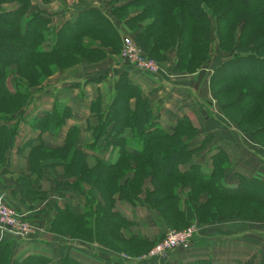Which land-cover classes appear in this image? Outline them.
<instances>
[{"label":"trees","instance_id":"1","mask_svg":"<svg viewBox=\"0 0 264 264\" xmlns=\"http://www.w3.org/2000/svg\"><path fill=\"white\" fill-rule=\"evenodd\" d=\"M18 1L22 2L19 9L11 12L0 10V165L5 161L6 152L13 147L18 130L17 123H15V127L11 125V122L17 117L11 119L10 114L21 115L30 95V87L39 85L58 69L70 67L82 59L92 62L90 60L93 56H97L100 60L106 56L107 52L117 53L120 47L118 27L112 19L108 18L109 13L97 7H86L78 12L73 22L66 21L61 25L56 31L52 47L50 50H45L43 46L48 40L50 20L40 11L26 15L29 8L28 0ZM3 2L5 1L0 0V7ZM140 3L144 6L143 11L138 15H132V17L126 14L124 20L126 23H130L144 16L147 18L155 16L154 20L148 24L147 29L136 35L137 44L149 56H154L156 53L158 56L161 52L163 53L164 50H161L160 45L168 46L167 49L173 48L172 43L176 45L177 53L183 55L182 52L188 39H190L193 49H202L205 53L208 52L207 44L211 25L199 9L202 4L201 0H131L118 7L111 5V11L113 15L116 12L126 11L127 13L130 7ZM225 5L223 7L228 10L226 14L218 9L215 14L217 17L215 24H224L223 27L218 24V30L216 29L219 48L223 51V44L227 39L234 42L237 23L233 19L238 13L243 14L242 19L245 24L243 31L252 29L254 34L255 28L264 22V0H227ZM224 27L226 28L221 31ZM254 36L252 42H244L245 37L243 40L234 42L235 44H232L233 58L223 64L224 67L217 68L211 77L209 82L211 89L217 79L218 82L230 81L232 84L230 89L234 92V87L239 91L234 100L222 105L223 109L229 107L233 111L242 112L253 107L256 103L258 107L264 103V100H261L264 97V74L261 72L251 74L256 71V68L264 69V30L260 33L256 32ZM96 41H99V44L88 45L89 42L96 43ZM104 49H106L105 52ZM154 59H160V57ZM241 61L243 66L247 65L251 71L234 75L233 71L238 69L234 65L242 63ZM190 62L191 59L188 63ZM228 64L232 66L231 74L225 67ZM12 66L15 67V71L11 76ZM189 67L187 66V69ZM8 83L11 84L12 89L9 88ZM131 100L134 101L133 106H131ZM97 102H100V98H97ZM90 107L93 116L98 120L97 125L91 128L94 136L91 147L96 150L104 148L102 145L98 146L101 139L106 141L105 148L119 146L117 161L111 164L106 160L98 159L93 170L85 169L86 166L81 167L82 163L79 159H82L80 156H83L84 153L74 148L76 128L73 126L68 129L62 147L54 150L43 145L32 147V167L34 169L42 159V166H55L62 163L61 159L51 158V156L62 152L61 156L68 158L66 162L70 167H74L71 165L72 163L76 167H81L83 180L91 184L102 181L106 189L103 191L104 194L101 192V197L107 201L102 206L98 205L94 212L96 216L93 218L97 230L101 231V236L115 237L122 226L129 224L123 217L113 212L115 202L113 194L120 192V198L126 196V201L135 204L136 193L134 191L140 192L139 188L145 177H151L153 186V190L146 193L145 203L158 208L162 214L173 211L175 215L172 214V219L177 224L191 222L195 211L197 219L203 221L200 207L197 208L191 204L194 193L199 191L208 192L210 200L229 201L236 198L264 206V183L261 181L241 177L240 184L236 189L222 186L221 180L227 169V160L222 151L211 157L215 167L210 175L205 174L197 164L192 165L187 171H181L180 165L183 161L189 160L191 155L197 152L194 148L196 146L190 144L191 140L198 138L197 131L189 120L183 117L176 121L171 134L166 133L159 125L158 117L153 113L151 102L142 94L140 88L132 83L127 72L119 74L114 85V98L107 110L101 111L94 107L93 103ZM54 109L43 119L31 124L32 127L51 133L58 132L65 126L66 120L71 117V109L66 105ZM251 119L247 118L244 121L247 122ZM109 126L111 128L107 129ZM127 128L132 132L131 148L137 150V154L130 153L127 147L128 142L119 138L121 132ZM112 132H114L113 139H111ZM254 134L256 137L264 139V125ZM185 138L189 141L184 142ZM201 144L204 145L203 141ZM39 154L50 155V158H42ZM224 161L226 162L224 163ZM117 169H120L122 176H125L130 169L136 170L135 180H126L125 182V185L127 183L135 184L130 185L127 192L124 191V186L118 185L119 178L117 179L115 172ZM75 173L76 171L69 170L67 176ZM180 185L191 187H188L189 194L187 202L185 201L184 212L179 207V195H176V189ZM69 187L79 191L78 187L74 185ZM251 189H257L256 192L260 195L254 194ZM165 203L168 205L171 203V207H165ZM170 209L173 210L170 211ZM93 210L87 212L92 213ZM82 215L70 212L65 218L67 221L74 222L80 229L86 223ZM63 221L64 217L56 220L55 225L58 226V223ZM161 238L159 237L158 240ZM125 241L129 243L146 242L133 235ZM11 248L10 241L0 244V264L49 263L47 258L40 255H28L20 261L12 260ZM63 264L81 263L65 257ZM189 264L210 263L200 261Z\"/></svg>","mask_w":264,"mask_h":264},{"label":"rangeland","instance_id":"2","mask_svg":"<svg viewBox=\"0 0 264 264\" xmlns=\"http://www.w3.org/2000/svg\"><path fill=\"white\" fill-rule=\"evenodd\" d=\"M3 4H1L0 10L3 12H11L14 10H17L21 8V3L18 0H4ZM131 0H28L29 2V8L27 11L26 15H30L32 13H36V11H40L44 13V15L50 20V23L48 25L49 27V34L47 35V41L45 42L44 49L45 50H50V47L53 45L54 37L56 34V31L61 27H56L58 25V22L56 19L60 22L61 18H67L71 19L75 11L84 9L86 7H97L100 8L102 11L109 13L108 18L112 19L117 27L119 28V34H120V47L118 49L117 53H109L107 52L106 56H104L102 59H98L97 56H93V58L90 60L92 62H88L86 60H79L78 62L74 63L70 67H67L65 69H58L56 70L51 76L45 78L39 85L30 87L29 90V97L28 101L25 104V107L22 109V113L19 116H16V114H10V118H15L11 123L13 125L12 127H15V123H17V134L15 137V140L19 137V134L21 133V130L23 131V127L26 128L27 131L29 130V126L33 123L38 122L39 120L43 119L45 115L52 113L56 107V109H59L60 106L64 105L62 103L55 102L53 104L52 110L50 112H44L43 114L36 116L37 118L31 122L28 121L31 117L34 116L35 113H37V104H40L42 101L41 96H42V91L46 88H48V82L54 81L57 76L64 71L71 69L76 66H82L83 68H88L102 62V61H108L110 63L113 62H120L128 67L135 68L134 65H130L128 63V57L124 54V51L126 50L125 47L123 46V37H128L131 41V50L135 51L140 57H143L146 59L147 62H152L156 66L155 72L153 74L158 75L160 73H167V70L175 76H180V74H191L194 75V80H192V88H195V90H199L201 93L202 97V104H205V112L204 116L206 119L208 118V126L205 128H202V131H207L210 132L211 135L215 137L214 134H218L221 139L218 137H215V140L210 138L209 136L206 135H201V137H198L197 139H193L190 141V144L194 147L197 152L193 153L197 154L196 157H199V161L202 164H205V167L201 169L205 174L210 175V173L214 170V164L213 161L211 160V157L215 155L217 152L222 151L227 160V169L226 171L233 172L236 169L239 170V166H246L249 170H252L255 172L258 178H251V179H256L258 181H261L264 183L262 175H264V139L261 137H256L254 132L261 128L264 125V103H262V106L258 107L253 105V107H250L247 110H244L242 112L239 111H233L229 107H225V109L222 108V105L225 103H229L230 101L234 100V97L237 95L239 92L237 89H234V92L230 87L232 86L230 81L227 82H218L217 79L215 80L216 83L215 85L211 86L212 89L209 86V82L211 80V77L214 73V71L219 68L220 66H223L228 61H231L230 59L233 58L234 52L232 51V44H235L234 42H238L240 40H243L245 37L244 42H252L254 39V35L256 32L260 33L261 31L264 30V22H261L254 31L252 29H244V22L242 19L241 13H238L233 20L236 21V30H235V38L234 42L231 39H227L225 41L224 45V51L219 48V39L217 36V25L221 24V27L224 26L223 23H218L215 24L217 21L216 17V9H218L222 13H227L228 10L225 9L223 6H226L225 4L227 3V0H201L202 4L199 6V9L204 13L205 19H208L210 22V34L208 37V52L205 53L202 49H193V45L191 44L190 39L186 41V46L185 49L183 50L182 54L179 55L177 53L176 45L171 44L173 48L167 49V47H163L160 45L161 50H164V52L161 53L157 56V53L154 56H149L136 42V35L138 33H141L143 30L145 31L148 27V24L154 20L155 16L147 18V16H144L142 18L133 20L130 23H126L124 18L126 17L125 15L128 14L129 17L132 15H138L140 12L143 11L144 6L143 4H135L133 7H130L128 12L126 11L122 13H114L112 14L111 11V5L114 7L121 6ZM251 1V0H247ZM77 5V6H76ZM72 7V11L68 10L67 8ZM223 7V9H221ZM79 8V9H78ZM55 9H58L55 10ZM220 19V17H219ZM227 20V19H226ZM62 25V24H61ZM199 26V25H198ZM197 26V28H198ZM229 27L231 26L228 25ZM227 27V26H226ZM226 27L222 28L221 31H223ZM155 33V32H154ZM91 42V41H90ZM88 43L92 45H97L99 44V41H96V43ZM149 47V44H148ZM107 49V48H106ZM104 49V52L106 51ZM156 57H160V59H154ZM162 57V58H161ZM182 59V60H179ZM191 59V62L188 63ZM171 63L169 65L165 63ZM242 62V61H241ZM114 64V63H113ZM115 65V64H114ZM134 66V67H133ZM187 66H190L187 69ZM236 66L235 71H233V74L236 75V73H249L251 69L247 66H243L242 63L235 64ZM226 70L229 72V74L232 73L231 70V64L225 65ZM136 69V68H135ZM250 69V70H249ZM11 76L13 74V71H15V67H11ZM9 70V71H10ZM138 70V69H137ZM257 72H261L264 74V69L256 68V71L251 72V74H257ZM151 73V72H149ZM206 79V81H204ZM201 80L202 86H198V80ZM206 84V87H205ZM8 86L10 89H12L11 84L8 83ZM224 90H228L225 92ZM143 94V93H142ZM196 95L194 96V100H199L198 99V91L195 93ZM97 98H100V102H97ZM264 100V97L261 99ZM208 102V103H207ZM94 104V107H97L99 110H103L102 108V102H101V97L97 96L96 99L92 102ZM134 101L131 100V106H133ZM110 105V104H109ZM36 109L33 111V109ZM39 108V105H38ZM109 106L105 109L107 110ZM253 108V109H252ZM91 110V108H90ZM154 111V110H153ZM91 112H93L91 110ZM259 114V115H258ZM253 116V117H252ZM247 118H252L250 121H244ZM256 118V119H254ZM69 119V118H68ZM67 121V120H66ZM96 123L95 126L98 123V120L96 118ZM190 122V120H189ZM191 123V122H190ZM159 125L162 128V125L159 123ZM192 127L197 131L198 124L194 123L191 124ZM111 126H109L107 129H110ZM34 131H40V132H49V131H42L38 128L33 127ZM163 129V128H162ZM125 130H130L129 128ZM92 131V130H91ZM131 131V130H130ZM165 131V130H164ZM80 132V131H79ZM78 132V133H79ZM124 132V130L122 131ZM121 132V133H122ZM166 132V131H165ZM78 133L74 135L75 140L74 142V148H75V143L77 142L78 144ZM93 133V132H92ZM167 133V132H166ZM198 133V132H197ZM169 134V133H168ZM201 134V133H200ZM184 142L189 141L188 139H183ZM128 142V146H132L131 144V139L130 140H125ZM201 141H203L204 145L201 144ZM105 139H101L98 143V146H104L105 147ZM219 144H222V146H219ZM256 150L257 152L253 156L251 154V150ZM79 150V149H78ZM232 150L236 153L238 150L239 155L237 156L239 158L235 159L234 161L232 160ZM9 151V150H8ZM8 151L5 154V161L2 162L0 165V184L3 183V185L8 183L7 180V173H6V168H7V154ZM42 153V152H40ZM60 152L56 156H51V158L54 159H61L63 160L64 164L59 163L56 164L54 167L51 166H42L41 160L38 165H36L33 169L32 165V160L33 156L29 159L30 161V168L33 169V173L36 175L43 174L46 175L48 170H53L57 168L62 171L63 174V180L64 183L67 185L64 189H62V192L64 193V197L59 196L57 198V201H51L49 202V198L45 199V203L47 205L50 204V206L42 205L41 203L36 210L31 211L29 210V207L27 209H17L11 206L10 204L7 203V198H8V193L5 190H0V203L11 209L17 219L21 222H24L27 224L31 232H29L28 235L26 236H31V237H37L38 235H43L46 236V234H50L52 237H55L59 239V241L63 242L64 245L68 246V249H71L73 247L74 250L79 251L82 250V248H85V250H88L90 247L93 250H106L109 251L110 253L118 256L119 260L122 259L125 264H136L135 262H143V263H149V264H166L169 261V258H172L174 255L173 253L176 250H186L188 248H176L170 252H167L164 255L160 256H154L151 254V252L154 250V247L159 243L160 240L156 239L153 241H149L146 238H143L140 236L139 238L142 241L146 242H134V243H129L125 241L124 239V234L121 235L119 233L120 229L126 230L124 226H122L118 231L115 237H103L101 236V231L97 230V227L94 224V212L96 211L97 207L99 204L101 206L107 201L106 199H103L101 197L104 189H106L105 185H103L102 181H96L95 183L91 184L88 183L87 181L83 180V175H82V170L81 167H85L87 170H93L96 165L93 167H88L87 164V157L86 154L84 153L83 156H80L82 159H79L80 162L82 163V166L79 168L76 167L73 163L74 167H70L68 165V158H65V156H61ZM243 153L245 156L243 157L241 155ZM261 153L262 155H260ZM42 156V158H50V155L44 156L42 154H39ZM104 155V154H103ZM191 155V156H192ZM105 157L102 156V159ZM191 158V157H190ZM186 161H183V164H186ZM109 162V161H108ZM226 161H224L225 163ZM55 164V163H54ZM239 165V166H238ZM205 168V169H204ZM263 169V170H262ZM76 171L75 174L71 176H67V171ZM45 171V172H44ZM117 174V179H118V185L119 186H124V191L127 192V189L130 185H135L133 183H127L125 185L126 180H135V172L136 170L130 169L127 171V174L125 176H122L120 173V169H117L116 171ZM115 174V173H114ZM140 176V175H138ZM114 177V176H113ZM244 176L239 177V184H240V178ZM86 178V177H84ZM143 179V178H142ZM151 177H145L142 180V183L140 185V192L139 191H134L136 193L134 200L135 204H132L129 201H126V196L123 198H120V192H115L113 194L114 201L116 200H121L128 202L132 204L133 206H145L148 209L155 211L160 219L167 225V230L164 232L162 238L164 235L170 231V230H183L189 225H195L196 230L194 233V237L198 235L199 233V227L203 224H207L208 222H213L217 220H234L238 221L241 223H255L256 225H262L264 223V206L263 205H258L255 204L251 201H245L241 199H234V200H216V199H209V193L206 191H199L195 192L193 197L191 198V204L195 207H200L203 215V221H199L196 217V211L194 212L193 215V220L189 223L185 224H177L173 219H172V214L174 212L170 213H164L162 214L158 208L151 207L145 203V197L146 193L150 192L153 190V186L151 184ZM109 183V182H108ZM238 184V186H239ZM72 185L78 187L79 191H76L69 186L72 187ZM148 185V186H147ZM237 186V187H238ZM191 188L189 185L185 187L184 185H180L176 189V195H179V207L180 209L184 212L186 209V202L188 199V194H189V188ZM123 189V188H122ZM138 189V190H139ZM5 191V192H4ZM252 192L256 195H260L257 191V189H251ZM56 192V191H55ZM102 192V193H101ZM133 192V193H134ZM138 192V194H137ZM104 194V193H103ZM132 194V193H131ZM56 196V194H54ZM41 198L43 196H40ZM104 197H106L104 195ZM40 198V199H41ZM68 199H79L80 205H82L83 208V215L82 212H80L79 215H82V218L85 219L86 223L84 227L78 228V226L72 222V221H67L65 217H68L67 215L71 212L73 213V208H71V201ZM186 201V202H185ZM115 203V202H114ZM163 206V205H162ZM165 207L169 206L171 207V203L168 205V203L164 204ZM161 208V206H158ZM91 209H94L91 212H87ZM173 209H170V211ZM166 211V210H165ZM39 213L42 218L40 220L36 219V215L34 213ZM215 212V214H214ZM64 217V221L61 222L60 224L58 223V226L55 225V221ZM70 219V217H69ZM197 220V221H196ZM127 230L128 234L127 237H130L133 235L130 231V225H127ZM87 230H86V229ZM183 228V229H182ZM89 230V231H88ZM0 232H3V237L7 235V239L11 238V235L15 236L14 233L11 234L10 229L3 227L0 224ZM196 234V235H195ZM25 236V235H24ZM161 238V239H162ZM6 239V240H7ZM71 259H73L70 256H66ZM65 259V258H64ZM75 260V259H73ZM77 261V260H75ZM78 263H81L77 261ZM195 262H200V261H195ZM202 262V261H201ZM210 264L211 261H207ZM64 263V260L62 264ZM83 264V263H81Z\"/></svg>","mask_w":264,"mask_h":264},{"label":"crops","instance_id":"3","mask_svg":"<svg viewBox=\"0 0 264 264\" xmlns=\"http://www.w3.org/2000/svg\"><path fill=\"white\" fill-rule=\"evenodd\" d=\"M67 9L70 12L72 11L70 6ZM55 10L58 11V9ZM80 10L75 11L71 19L61 18L60 22L56 19L58 22L56 27H60L66 21L73 22ZM106 60L108 61H102L92 66V68L76 66L68 69L59 74L54 81L48 82V88L42 91L41 99H43L40 104L36 105L37 109L36 106L33 109V111L36 109L37 113L28 121L33 122L37 118L36 116L44 112H50L55 102L69 107L71 117L67 119L65 126L56 133L34 131L32 125L29 126L30 131L23 127V131L21 130L13 147L9 149L7 154V176H5L9 180L5 185L0 184V190H5L8 193L7 203L14 208L20 210L29 207V210L34 212L38 208L36 206H39L40 203L41 206H50V204L45 203L46 198H49V202L57 201L59 196L65 199L62 189L67 185L62 181V171L56 168L55 171L48 170L49 172L46 175L43 174L44 176L42 174L35 175L32 172L33 169L30 168L29 159L32 156V147L43 145L51 150L62 147L70 127L74 126L76 133L80 131L78 133V144L75 143V148L86 154L88 167L95 166L98 159H102V156L105 157L103 160L109 161L111 164L117 161L119 146H109L98 150L91 147L94 138L91 128L95 126L97 121L90 110V105L97 96L101 97L103 110L111 104L114 98V85L122 72H127L132 83L139 87L143 95L149 99L154 110L153 113L158 117L159 123L167 133L171 134L176 121L185 117L190 120L191 124H198V137H201L202 134L210 135V138L213 136L210 132L202 131V128L208 126V118L206 119L204 116L206 105L202 104L203 99L200 91L192 88V80L195 81L194 75L180 74V76H175L168 70L167 73L155 75L135 68H128L127 65L119 61L113 62L114 65L109 62L111 59L107 58ZM165 64L169 65L171 63ZM198 86H202L200 79L198 80ZM197 91L198 101L194 100ZM212 134L221 139L218 134ZM113 137L114 132L111 133V139ZM215 137L213 136L212 139L215 140ZM119 138L130 140L132 139V132L124 130ZM219 146L223 147L222 144H219ZM127 147L130 153H138L131 146L127 145ZM256 152V150H251L253 156ZM238 155V150L236 153L232 150L233 161L238 158ZM241 155L245 156L243 153ZM196 156L197 154H194L186 161V164L182 163L180 170L187 171L194 164L203 169L205 164H202L198 159L199 157ZM238 168L239 170L236 169L233 172H230V170L225 171L221 180L222 186L236 189L240 176L248 179L258 178L255 172L249 170L246 166H239ZM262 177L264 180V175ZM68 200L71 201L74 214L84 213V207L80 205L79 199ZM113 212L129 222L128 225H130L133 236H142L149 241L163 236L168 228L155 211L145 206H133L128 202L116 200ZM38 214L34 213L36 219L40 220L42 217ZM124 227L126 230L120 229L119 233L124 234L123 237L126 240L129 238L127 237L128 230L126 226ZM199 228L200 231L193 238L189 249L176 250L166 264H189L195 261H211L212 264H264V223L258 226L254 222L247 224L234 220L219 219L203 224ZM6 237L7 235L3 237V232H0V244L5 241L12 243V260L20 261L28 255H40L49 260L48 264H62L64 258L70 256L83 264H125L122 259L119 260L118 256L103 249L98 251L90 247L88 250L82 248L79 251L74 250L73 247L68 249V246L50 234H46V236L41 234L37 237L11 235L10 239Z\"/></svg>","mask_w":264,"mask_h":264},{"label":"built area","instance_id":"4","mask_svg":"<svg viewBox=\"0 0 264 264\" xmlns=\"http://www.w3.org/2000/svg\"><path fill=\"white\" fill-rule=\"evenodd\" d=\"M123 46L126 49L124 54L128 57V63L130 65H134L136 69L143 72H155L154 70H156V66L152 62H147L145 58L140 57L135 51L131 50V41L128 37H123ZM0 224L3 227L10 229L11 234L14 233L16 236H26L31 232V229L27 224L19 221L14 212L1 203ZM195 230L196 226L193 224L183 230L168 231L154 247L151 254L154 256H160L179 247H190L194 238Z\"/></svg>","mask_w":264,"mask_h":264}]
</instances>
